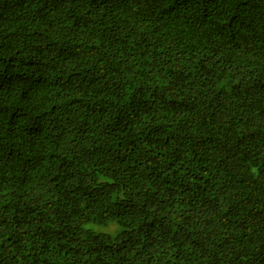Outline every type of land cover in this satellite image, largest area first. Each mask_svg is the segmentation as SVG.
I'll list each match as a JSON object with an SVG mask.
<instances>
[{
	"label": "trees",
	"instance_id": "trees-1",
	"mask_svg": "<svg viewBox=\"0 0 264 264\" xmlns=\"http://www.w3.org/2000/svg\"><path fill=\"white\" fill-rule=\"evenodd\" d=\"M0 264H264V0H0Z\"/></svg>",
	"mask_w": 264,
	"mask_h": 264
}]
</instances>
